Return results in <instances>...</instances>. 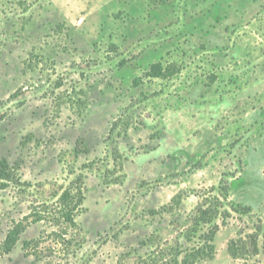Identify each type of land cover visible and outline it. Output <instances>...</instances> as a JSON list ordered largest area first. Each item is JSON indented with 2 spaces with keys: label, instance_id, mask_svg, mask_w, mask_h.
<instances>
[{
  "label": "rangeland",
  "instance_id": "obj_1",
  "mask_svg": "<svg viewBox=\"0 0 264 264\" xmlns=\"http://www.w3.org/2000/svg\"><path fill=\"white\" fill-rule=\"evenodd\" d=\"M3 161L0 264H172L213 197L202 264H264L263 232L257 257L228 250L264 226V0H0Z\"/></svg>",
  "mask_w": 264,
  "mask_h": 264
},
{
  "label": "trees",
  "instance_id": "obj_2",
  "mask_svg": "<svg viewBox=\"0 0 264 264\" xmlns=\"http://www.w3.org/2000/svg\"><path fill=\"white\" fill-rule=\"evenodd\" d=\"M180 72V68L175 65L164 66L161 63L153 64L148 72L149 77L154 79H169ZM3 168L0 169V180H7L9 176L6 175L5 161L0 164ZM227 193V191H225ZM85 201L83 193L78 191L77 193L73 190H67L60 198V207L62 208V219L68 224L75 225L74 214L81 209L83 202ZM223 209V202L220 198L213 197L206 200L205 204L198 210L195 218V225L200 227L201 225L209 226L207 232H203L199 240L201 245L183 252L184 257L180 261V254H177L172 264H202V261L213 259L216 254L215 238L220 230V225L215 224L216 220H223L226 223V218L221 214ZM231 209L241 215H248L252 212V208L249 206L234 205L232 204ZM20 227L12 230L5 241L4 249L6 253H11L19 241L20 235L22 234ZM259 232L264 233V226L259 225L257 232L249 234L246 240H231L228 246V250L232 258L236 260L253 259L260 255L261 248L259 246ZM264 248V245H263ZM157 253H154L156 255ZM143 259V258H142ZM157 261L150 256L147 259H143L140 264H156Z\"/></svg>",
  "mask_w": 264,
  "mask_h": 264
}]
</instances>
